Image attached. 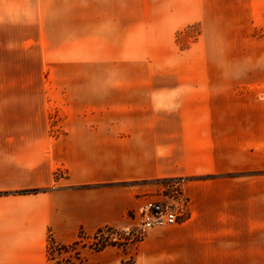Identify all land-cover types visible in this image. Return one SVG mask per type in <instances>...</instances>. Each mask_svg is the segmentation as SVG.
<instances>
[{"label":"rangeland","instance_id":"rangeland-1","mask_svg":"<svg viewBox=\"0 0 264 264\" xmlns=\"http://www.w3.org/2000/svg\"><path fill=\"white\" fill-rule=\"evenodd\" d=\"M119 84L208 87L211 100L193 106L195 113L237 116V175L217 177H237V264H264L256 256L264 254V164L252 154L250 130L253 121H264V0H0L2 132L46 130L57 137L66 132L68 116L84 114L90 105L100 113L106 104L100 94ZM89 92L98 94L95 101L85 97ZM113 120L128 122L119 115ZM7 141L0 140L3 146ZM53 175L58 180L65 172L57 168ZM209 178L154 182L121 225L81 230L72 243L50 234L45 264H161L147 256L156 244L146 237L165 228L143 231V204L177 192L187 200V221L184 185ZM121 188L108 189L120 197ZM54 189L0 188V198ZM51 238L69 249L53 245L50 256ZM97 240L115 246L96 251Z\"/></svg>","mask_w":264,"mask_h":264},{"label":"crops","instance_id":"crops-1","mask_svg":"<svg viewBox=\"0 0 264 264\" xmlns=\"http://www.w3.org/2000/svg\"><path fill=\"white\" fill-rule=\"evenodd\" d=\"M115 87L100 94L106 103L100 113L90 105L68 116L66 132L57 137L46 130H0V140H8L0 142V188H55L0 198V264H45L50 234L69 244L81 230L121 225L154 182L200 176L212 178L183 188L189 219L149 234L146 242L156 247L147 256L161 264H237V177H217L237 175V116L195 113L193 106L209 104L208 87ZM87 95L89 102L98 96ZM117 115L128 122L115 123ZM253 122L252 154L264 164V121ZM57 168L65 175L55 180ZM111 185L123 186L120 197Z\"/></svg>","mask_w":264,"mask_h":264},{"label":"built area","instance_id":"built-area-1","mask_svg":"<svg viewBox=\"0 0 264 264\" xmlns=\"http://www.w3.org/2000/svg\"><path fill=\"white\" fill-rule=\"evenodd\" d=\"M187 200L176 192L169 200H147L141 208L143 231L159 230L187 219Z\"/></svg>","mask_w":264,"mask_h":264},{"label":"trees","instance_id":"trees-1","mask_svg":"<svg viewBox=\"0 0 264 264\" xmlns=\"http://www.w3.org/2000/svg\"><path fill=\"white\" fill-rule=\"evenodd\" d=\"M102 232H103V231L100 230V231L96 234L95 239H97V238L99 237V235H100ZM50 241H51V243H50V247H49V250H48V253H49L50 256H52V254L54 253V249L52 248L53 245H55V247H59V249H61V250H68V249H69V246L58 244L53 238H51ZM79 244H80V241H77V242L73 243L72 246H70V247H76V246H78ZM108 245H113V246H115V244H113L112 242H111V243H107V242L104 243V241L102 242V241H100V240H97V244H96V249H95V250H96V251H100V250H102L105 246H108ZM76 255H77V258H79L80 253H76ZM58 264H59V263H58ZM65 264H75V263L72 262L71 259H69V260H66V261H65ZM122 264H135V262H134L133 259H130V260H127V261L122 262Z\"/></svg>","mask_w":264,"mask_h":264}]
</instances>
